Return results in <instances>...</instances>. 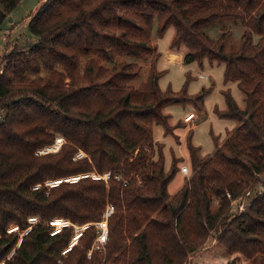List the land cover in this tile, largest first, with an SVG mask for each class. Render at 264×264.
<instances>
[{"label": "trees", "instance_id": "16d2710c", "mask_svg": "<svg viewBox=\"0 0 264 264\" xmlns=\"http://www.w3.org/2000/svg\"><path fill=\"white\" fill-rule=\"evenodd\" d=\"M20 1L0 0V27ZM226 18L244 28L239 46L229 50L226 31L214 39L206 29ZM155 22L159 36L175 26L171 46L187 47L183 62H224V80L236 81L245 101L240 107L230 88L224 91L227 107L216 111L240 124L211 155L199 156L188 138L193 174L172 197L168 184L177 170H165L158 142L155 158L153 124L169 131L165 105L192 101L202 110L212 87L190 95V75L181 90L162 89ZM30 29L35 41L25 48L8 41L0 58V262L184 264L217 233L229 252L264 264V0H44ZM139 60L151 64L146 80L135 85ZM58 135L66 140L58 151L36 153ZM109 170L108 181L88 176L47 184ZM259 182L262 193L231 214L226 192L238 196ZM108 204L115 211L99 248L95 223ZM30 216L40 221L31 224ZM54 218L72 224L52 234ZM86 223L63 252L74 224ZM12 225L20 231L9 233Z\"/></svg>", "mask_w": 264, "mask_h": 264}, {"label": "rangeland", "instance_id": "374dc122", "mask_svg": "<svg viewBox=\"0 0 264 264\" xmlns=\"http://www.w3.org/2000/svg\"><path fill=\"white\" fill-rule=\"evenodd\" d=\"M43 3L44 0H21L10 11L0 27L1 47L5 48L7 42L11 41L12 43H18L17 47L25 48L35 41L36 37L31 33L30 29V19ZM206 29L214 39H218L226 31L228 37L225 42V49L229 50L239 46L244 28L242 24L235 23L231 18H226L223 21H214ZM175 31V26L170 25L164 35L159 36L157 34V22L153 26L152 39L157 45V52L162 55L157 60V69L164 70L159 78L160 86L164 90L171 87L173 90L179 91L184 88L188 77L191 75L187 84V92L190 95L198 93L203 87H212V91L204 97L202 110L196 107L192 101H178L166 104L163 111L169 114V125L171 126L169 131H166V126L163 123L155 122L153 124V135L156 142L154 145L155 158H158V143H160L163 146L162 150L165 156V170L169 171L172 165L177 170L175 177L168 184L170 197L175 195L193 174L188 138L192 136L193 145L199 147V156L211 155L216 149L217 141L223 143L230 132L240 124L237 118L220 116L216 111L217 107L220 109L227 107L224 91L230 88L238 105L244 107L245 104L244 92L239 88L237 82H226L224 80V62L211 61L209 58H204L202 61L195 60L190 63H173L164 59L163 55L168 46L173 49L178 48L171 46ZM179 48H182L184 53L187 51V47L184 44H181ZM3 54L4 52H0V58ZM138 62L142 65V70L134 79L135 85H139L146 80L151 64L150 60H139ZM1 67L2 62L0 61ZM188 111L196 113V117L192 122H186L183 119L184 114ZM183 164L189 166L188 174H184L181 171ZM249 189L257 192L263 190V186L259 182L253 184ZM216 205L217 203H213L214 207ZM241 213L235 212L231 207V214L238 215ZM214 239L217 240V233L211 234L200 247L190 253L184 264H250V259L242 252L237 251L238 254L233 258L230 255L228 256L227 254L231 252L218 240V243L213 245Z\"/></svg>", "mask_w": 264, "mask_h": 264}, {"label": "built area", "instance_id": "2783aa9c", "mask_svg": "<svg viewBox=\"0 0 264 264\" xmlns=\"http://www.w3.org/2000/svg\"><path fill=\"white\" fill-rule=\"evenodd\" d=\"M0 52L3 53V47L0 46ZM3 66L4 63H2V67L0 68V73L3 71ZM196 115L195 112H189L184 116V121L186 122H192L195 119ZM65 137L62 135H58L55 139V141L51 144H48L40 149L37 150V154H43V153H48V152H56L58 151L62 144L65 142ZM84 152L82 150H80L77 153V156H83ZM181 171L184 174H188L189 173V166L187 164H183L181 167ZM112 174V171H106L105 173L101 174L99 172L93 171V172H85V173H80L77 175H71L65 178H61V179H50L47 180V184L48 185H56L58 183H60L62 180H66V181H77L78 179L82 178V177H88L91 176L95 179H105L106 181H108V179L110 178ZM115 177L117 179H123L125 183H127V179L123 178V176L120 173H115L114 174ZM261 183V182H260ZM262 184V183H261ZM263 190H259L257 192H254L253 189H247L244 193L238 195V196H233L231 194V192L227 191L226 192V196L229 198L230 201V205L232 207V209L237 212V213H241L244 210H246V208L250 205L251 203V199L252 197L256 194V193H262ZM215 203H218V199L215 200ZM115 211L114 206L111 204H108L106 207V210L103 213V220L102 221H98L95 224L98 225L101 229L100 234L98 235V237L95 240V244L96 247L99 248H104L105 246V242L108 239V224H107V220L108 217ZM39 218L37 216H30L29 217V222L31 224L39 222ZM50 224H52L54 226L53 230L51 231L52 234L58 233L62 227L67 226L72 224V222L69 219H65V218H54L51 219L49 221ZM105 223V224H102ZM90 223H86L83 225H78V224H74L75 226V234L72 238V241L70 243V246L68 248H66L63 252L67 251L68 249L71 248V246L77 242L79 236L82 233V230L85 229ZM16 226V227H15ZM31 229V226L28 227L27 229H25L24 231L21 232V236H23L24 234L28 233V231ZM7 231L9 233L13 232V231H20L19 226L17 225H12L10 226ZM21 242V240L19 241V243ZM88 255H91V251L88 253ZM0 264H3V262H0Z\"/></svg>", "mask_w": 264, "mask_h": 264}, {"label": "crops", "instance_id": "0c3cea01", "mask_svg": "<svg viewBox=\"0 0 264 264\" xmlns=\"http://www.w3.org/2000/svg\"><path fill=\"white\" fill-rule=\"evenodd\" d=\"M179 48V47H178ZM173 49L171 48L170 46H168V48L165 50L164 52V59L167 60L168 62H173V63H181L183 62V57H184V50L181 48L179 49ZM162 56V55H161ZM175 56V57H173ZM189 112H194V111H188L187 113ZM185 113L184 116L187 114ZM196 115V113H195ZM184 118V117H183ZM218 242L216 239H214V241L212 242L213 245H216ZM211 244V245H212ZM214 247H217V246H214ZM238 253L237 252H233V254H227L228 256L230 255V257H235ZM229 259V258H228Z\"/></svg>", "mask_w": 264, "mask_h": 264}, {"label": "bare ground", "instance_id": "6f19581e", "mask_svg": "<svg viewBox=\"0 0 264 264\" xmlns=\"http://www.w3.org/2000/svg\"><path fill=\"white\" fill-rule=\"evenodd\" d=\"M102 224H105V223H102ZM16 227V226H15Z\"/></svg>", "mask_w": 264, "mask_h": 264}]
</instances>
